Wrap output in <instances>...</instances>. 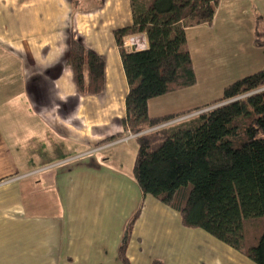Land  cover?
I'll list each match as a JSON object with an SVG mask.
<instances>
[{
    "label": "crops",
    "instance_id": "0c3cea01",
    "mask_svg": "<svg viewBox=\"0 0 264 264\" xmlns=\"http://www.w3.org/2000/svg\"><path fill=\"white\" fill-rule=\"evenodd\" d=\"M239 10L252 20L246 30L253 34L211 50L206 38L193 37ZM263 12L264 0H220L210 25L188 27L195 75L201 58L207 69L223 59L244 74L264 65V54L254 55L263 43L254 38ZM131 23L130 0H0V264H122L123 242L131 264H256L142 194L132 171L137 142L123 127L128 85L113 35ZM133 36L147 47L144 34ZM72 37L105 59L99 94L77 91L66 64ZM130 38L124 46L133 50ZM164 95L148 101L149 116L207 103L152 113Z\"/></svg>",
    "mask_w": 264,
    "mask_h": 264
},
{
    "label": "trees",
    "instance_id": "16d2710c",
    "mask_svg": "<svg viewBox=\"0 0 264 264\" xmlns=\"http://www.w3.org/2000/svg\"><path fill=\"white\" fill-rule=\"evenodd\" d=\"M219 1L130 0L132 23L113 30L128 85L123 127L135 134L132 171L143 195L178 211L183 226L201 228L264 264V66L226 85L221 97L204 104L209 109L148 130L203 108L149 116L148 101L195 83L186 29L210 25ZM136 34L145 35L147 47L124 46ZM66 64L79 94L102 92V55L72 37ZM118 257L131 264L125 242Z\"/></svg>",
    "mask_w": 264,
    "mask_h": 264
},
{
    "label": "rangeland",
    "instance_id": "374dc122",
    "mask_svg": "<svg viewBox=\"0 0 264 264\" xmlns=\"http://www.w3.org/2000/svg\"><path fill=\"white\" fill-rule=\"evenodd\" d=\"M262 17L264 19V12L262 14ZM248 21L252 23L251 19L247 20V16L245 15V12H242V10H239L236 13L228 14L227 17L220 15V18L217 21L218 26L216 27L215 30L208 31V29H199L197 31H193L194 32L193 37L196 39L206 38V40L210 41L211 44L210 46H208L209 50H211V48L212 49L217 48L218 44L220 46L223 45L225 46L232 43L231 39H235L238 36H242L243 38H245L248 35V33L253 34V31L246 30V25ZM225 23L228 24L229 27L227 28V30H224L222 33L221 31L218 30L219 25H225ZM235 24L237 25L240 24L243 25L244 27H241L242 28L241 30L231 31L230 26ZM257 24H258L256 26L257 32L254 38H257L259 42L261 41L263 43L262 45L260 44V46H257L258 49L257 51L254 52V55L261 57L264 54V25H261L260 22H258ZM222 60L223 59H221V61ZM221 61H218L217 59V61L214 63V67H212L211 69H207L205 67L206 62L201 58V60H199L196 63L197 72H196L195 83L187 89H179L174 91V93H170L162 97H159L158 99H155L152 105V111H153L152 113L155 114L165 113L166 111H169L168 109L170 110L178 109L177 107H183L182 105H190V103L199 104V103H204L205 101H207L208 103L212 99L215 100L221 97L223 89L226 85L235 81L236 79L248 75L242 72H238V73L232 72V69H227V67L223 64L225 63V61L224 62ZM263 66L264 65H262L260 68H262ZM258 69L254 70L253 72L257 71ZM210 107L211 106H206L203 107L202 109L194 110L190 113H187L179 117L187 118L200 111L209 109ZM218 243L224 244L219 240Z\"/></svg>",
    "mask_w": 264,
    "mask_h": 264
},
{
    "label": "built area",
    "instance_id": "2783aa9c",
    "mask_svg": "<svg viewBox=\"0 0 264 264\" xmlns=\"http://www.w3.org/2000/svg\"><path fill=\"white\" fill-rule=\"evenodd\" d=\"M124 43H125V41H124ZM127 46L131 47V48H133L135 50H139V49L144 48L142 40L140 39L139 36H131L130 41L127 44ZM181 119H183V117L173 118V119L167 120V121H165V122H163V123H161V124H159L157 126L149 128L148 130H152V129H155V128L161 127V126H167V125H170V124H172L174 122H177V121H179ZM127 137L133 138V137H135V134L129 133Z\"/></svg>",
    "mask_w": 264,
    "mask_h": 264
}]
</instances>
